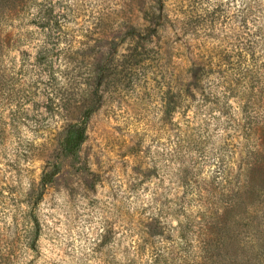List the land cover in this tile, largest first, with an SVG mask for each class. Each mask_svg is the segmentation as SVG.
I'll list each match as a JSON object with an SVG mask.
<instances>
[{"label":"rangeland","instance_id":"rangeland-1","mask_svg":"<svg viewBox=\"0 0 264 264\" xmlns=\"http://www.w3.org/2000/svg\"><path fill=\"white\" fill-rule=\"evenodd\" d=\"M231 6L0 0V264H36L53 217L104 231L46 264H199L203 224L224 218L222 251L264 264V5Z\"/></svg>","mask_w":264,"mask_h":264},{"label":"clouds","instance_id":"clouds-1","mask_svg":"<svg viewBox=\"0 0 264 264\" xmlns=\"http://www.w3.org/2000/svg\"><path fill=\"white\" fill-rule=\"evenodd\" d=\"M224 3L227 5L229 3V0H224ZM249 3H255V0H232V6L231 11L233 12H239L241 9L247 8ZM260 5H264V0H259ZM123 55V49L119 50V53L117 54V59H120ZM156 107V119L159 120L160 117L163 115V112ZM234 114L236 115V118L239 119V109L233 107ZM216 116L220 117L221 122L225 121L227 118L224 116H221L219 112L215 113ZM174 119L179 120V112L176 113L174 116ZM223 134V133H221ZM32 165H29L28 167H31ZM0 168H2V165H0ZM29 177L24 179V190L27 192L28 188L30 187L29 184ZM107 191V190H105ZM122 197L125 195V193H121ZM14 209L8 208L4 209L3 205H0V233H4L6 231V224L11 225L12 224V213L14 212ZM57 219L60 220V226L57 227L56 221ZM103 220L104 217H96L95 222L92 225H89L93 231L89 232L87 231L86 227H79L75 231H73L70 235L67 233V229L64 227L63 223V217H53L52 220L48 221V224L50 225L49 231H47L43 236L40 237V240L38 241V246L40 248V251L42 253V256L36 260V264H46V262L50 261H60L67 260L66 257L62 258L60 253L61 247H66L67 242L74 241V248H76L77 251H79L81 248L84 247V240L82 237H78L76 235V232H87V235L89 237L90 241H96L99 238L100 233L104 231L103 227ZM57 234H59V239L57 240ZM51 237L53 243L49 242V238ZM3 248V243L0 242V249ZM68 251H72V249H68ZM32 255H29L27 259H32ZM21 264H24L22 261Z\"/></svg>","mask_w":264,"mask_h":264},{"label":"trees","instance_id":"trees-1","mask_svg":"<svg viewBox=\"0 0 264 264\" xmlns=\"http://www.w3.org/2000/svg\"><path fill=\"white\" fill-rule=\"evenodd\" d=\"M86 133L87 126L84 123L71 126L64 140V153L67 155L75 156L79 151L81 145L85 142ZM47 181L49 182L50 180ZM228 225V220L225 218L223 222L217 221L215 219L213 220V222L205 221V223L203 224L204 230L201 233V236L205 235L206 238L202 240L203 256L201 257L202 262L199 264H224L227 263L225 261H229V264H235L232 261L233 256L229 255L227 251V254H225L226 252L222 251L224 248L228 249V247H230V245L227 247V244L225 243L226 236L224 235V233L228 231ZM219 233L220 235H218ZM229 251L231 252L230 249ZM218 255L220 256V258ZM222 256H224V259L222 258ZM221 261H223L224 263H221Z\"/></svg>","mask_w":264,"mask_h":264}]
</instances>
